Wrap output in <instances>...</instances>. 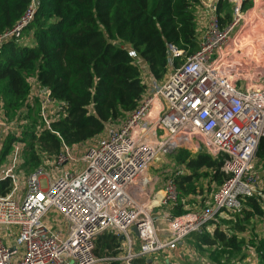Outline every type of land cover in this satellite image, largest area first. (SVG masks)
Listing matches in <instances>:
<instances>
[{
  "label": "built area",
  "instance_id": "built-area-1",
  "mask_svg": "<svg viewBox=\"0 0 264 264\" xmlns=\"http://www.w3.org/2000/svg\"><path fill=\"white\" fill-rule=\"evenodd\" d=\"M226 1L232 5L233 19L224 27L218 15L219 0L203 1L209 13L199 49L176 66L183 50L169 44V71L163 80L153 78L144 60L130 49L142 77L148 79L147 92L137 108L120 124L108 123L95 142L82 144L86 152L81 156L75 146L63 141L54 160V166L62 169L57 178L46 177L41 163L28 175L23 193L18 195L15 185L9 193L0 194V264L151 260L165 251H179L190 235L203 234V228L217 218L241 212L245 199L264 198L255 163L264 138V67L254 68L226 52L235 31L243 28L245 0ZM36 3L32 1L12 28L0 32V47L11 40L22 43ZM30 84L28 103L36 106L41 126L51 129L63 114L64 104L37 78ZM28 111L25 106L22 116L9 119L0 103V162L8 137L16 138L0 182L11 178L16 183L13 173L20 169L24 156L18 126L27 122ZM188 143L197 147V153L223 155L226 178L204 208L175 215L174 208L181 204L175 178L183 172L175 170L163 181L153 169L161 155L187 149ZM71 161L77 164L75 169L68 166ZM51 209L63 218L65 231L44 220ZM105 232L121 238V251L98 258L96 242Z\"/></svg>",
  "mask_w": 264,
  "mask_h": 264
},
{
  "label": "trees",
  "instance_id": "trees-1",
  "mask_svg": "<svg viewBox=\"0 0 264 264\" xmlns=\"http://www.w3.org/2000/svg\"><path fill=\"white\" fill-rule=\"evenodd\" d=\"M32 1L0 0V32L12 28ZM262 2L264 0H257V5ZM200 3L201 0H37L34 18L23 32L25 37H33L34 43L25 45L11 40L0 47V103L9 117L27 106L29 111L24 117L34 113L33 118L38 122L36 106L28 103L31 84L27 77L36 74L38 83L49 88L53 98L63 102L64 112L52 122L51 129H44L38 136L31 134L27 148V151L32 150L28 153L29 159L23 149L27 157L25 165L31 169L40 164L36 144L49 154H58L63 141L69 146L87 142L100 135L108 123L119 121L136 109L147 92V85L142 79L141 67L129 54L130 49L144 60L153 78L163 80L169 71V44L183 50V55L175 60L176 66L199 49ZM252 5L253 0H245L242 10ZM217 7L224 27L233 19L232 5L219 0ZM263 25L261 16H253L243 23L241 35H245V39L240 50L245 51L249 45L248 48L255 51L252 44L256 45V50L259 47L264 50ZM248 30L251 34L256 32L254 38L262 37L256 43L250 41L245 45ZM255 56L264 61L263 54L257 52ZM15 140L12 135L8 137L3 158L10 153ZM172 154L174 161L188 172L175 178L181 204L174 208V213L181 215L186 213L182 201L204 195L202 189H198L201 178L210 177L218 186L225 180L224 156L213 157L203 151L193 156L184 148ZM257 157L264 161V138ZM10 190V179L0 182V194ZM206 199L204 196L201 201ZM244 203L241 212L221 219L231 228L230 235L220 226L213 234L206 231L202 237L196 235L200 246L220 248L211 253L215 260L222 256L224 251L217 253L223 248L241 253L246 243L237 232L249 231V224L264 215L259 197H249ZM252 243L258 254L257 264H264V234H256ZM121 245L117 234L105 232L97 239L95 253L100 258L116 256ZM104 264L121 262L105 261ZM133 264L156 263L143 257L135 259Z\"/></svg>",
  "mask_w": 264,
  "mask_h": 264
},
{
  "label": "rangeland",
  "instance_id": "rangeland-1",
  "mask_svg": "<svg viewBox=\"0 0 264 264\" xmlns=\"http://www.w3.org/2000/svg\"><path fill=\"white\" fill-rule=\"evenodd\" d=\"M201 4V3H200ZM264 7V6H263ZM262 7V9H263ZM209 9V7H207ZM206 8V9H207ZM261 8V7H260ZM206 9L203 7L202 10L203 12H206ZM248 11V10H247ZM262 13H259L260 15H253V16H261L262 18H264V13L263 10H261ZM209 13V12H207ZM249 13H244L243 16L244 18L246 17V15ZM258 23V20H257ZM264 26V25H263ZM242 29V28H241ZM237 34H235V38L233 39V42H235L233 48H237L235 50V54L238 55V57H240L243 60H249L250 57H255V54L261 53L264 56V50L261 49L259 47L258 50H256V45L252 47L255 49V51H252V49H249V45L248 47L244 50H240V46H241V42L244 41L245 39V35H241V30L239 31V29L237 30ZM247 33H249L248 36H246V42L245 45L248 44V42H252V43H256L255 41L259 40L262 36L260 37H256L254 38V36H256V32H251L248 30ZM248 50H251V52H248ZM231 51V50H230ZM243 52H247V54H244ZM242 54V55H241ZM236 57V56H235ZM250 61V60H249ZM28 80L30 82L35 81L37 76L36 74H31L28 75ZM143 81L147 84L148 79L147 77L143 76L142 77ZM31 90V89H30ZM23 110V107H21L18 112L16 114H14L13 116L8 115L9 119H16L21 115ZM37 110V108H36ZM38 112V110H37ZM35 117L34 113L29 114V116L27 118V122H25L23 125H19L18 129L20 132V138L19 141H22L21 143L24 145V150L25 152L27 151V148L29 146V141L31 138V134H34L36 136H38L45 128H43L41 126L40 123V119L38 120V122L33 118ZM118 121L114 122L117 123ZM120 124L117 123V125ZM100 137L97 136L87 142H84L82 144H87L88 142L92 143L95 142L96 140H98V138ZM21 139V140H20ZM82 144L79 145H75V150L78 154V156L83 155L86 150L84 147H82ZM187 149L191 152V154L193 156L196 155V149L197 147L188 143L187 145ZM185 148V147H184ZM32 150H28L27 151V157L29 159L28 153H30ZM177 151V150H176ZM35 153L36 155L39 157L40 159V164L43 163V166H45L44 170V175L46 177H51L53 179L57 178L59 173H61L62 169L61 166H59L58 168H56L54 166V160H55V155L53 154H49L48 152L42 150V148L37 144L35 145ZM9 154V153H8ZM24 155V154H23ZM26 155L23 156V167L22 169H18L17 170V174H19L18 178L20 179L21 185H20V191H18V195L21 194V192H23L24 190V186L26 181H22L21 179H25L31 172L35 171L36 168H38L37 166L32 167L31 169L28 168L27 165H25L26 160H27ZM80 158V157H78ZM80 162V161H79ZM256 166L259 170L260 176H261V181H262V186L264 187V161L257 157L256 161ZM1 164H6V166H8L10 164L9 158L5 157L1 160L0 165ZM39 164V165H40ZM38 165V166H39ZM77 164H74V162H69L68 166L71 169H75ZM155 170V172H159V175L161 176V179L163 181H165L166 179H169L172 175H173V171H180L183 172V174L188 173L187 169L183 166L178 164L177 162L174 161V156L172 154V152L166 153L164 155L160 156V159L157 160V164H155V168L153 169ZM57 174H56V173ZM182 175V174H179ZM162 181V182H163ZM43 182H45V180H43ZM161 183H159L160 188H161ZM218 184L215 183L213 180L210 179V177L208 178H201V183L198 184V189L201 190L204 195L200 196V195H194L191 196L187 201H189V203H187V201L184 203V207H185V211L188 212L190 210L193 209H201L204 208L207 204V202L209 201L212 193H214V191L217 189ZM158 190V189H155ZM160 189L158 190L157 193H160ZM207 197L205 202H202L201 200L203 199V197ZM262 206L264 208V198L260 199ZM230 214H225L224 216H229ZM232 218V216H229ZM222 217L217 218L215 221H213V223L216 224V226H213V223L204 227L203 228V232H213L214 233V228L216 229L218 226H220V229L224 230L227 234H231V231L229 227H227L226 225H224L221 221ZM259 221H258V220ZM44 220L47 221L51 226L53 227H57L58 229H62L63 231H65L66 226L64 225L63 219L61 217V215L54 209H51L48 214L44 217ZM250 226V230H245L243 232H237V234L239 235V237L245 239V245H243L242 247V252H230V251H225V249H221L217 255L222 254V256H220L219 260H215L213 257H211V253L214 252L215 249H220L219 247H212V246H206L204 247L205 244H202L200 246V244L197 241L196 235L199 234L200 237H202L203 235H201V233H194L192 235H190L183 243L182 247L179 250V253H169L168 255H165L164 253H162V256H159L158 258H151V262H154L156 264H257L258 262V254H256L257 252L255 251V247L254 244L252 243L253 241H255V235L257 234L258 236L262 235L264 233V215L262 216H257L252 222L251 224H249ZM209 228H211V230H209ZM5 231H7V228L3 230V232L5 233ZM211 233V234H213ZM260 234V235H259ZM133 237H136L134 234H132ZM196 238V239H195ZM200 239V238H199ZM183 254V256H182ZM97 255V254H96ZM243 255V256H242ZM98 256V255H97ZM190 257H192L193 259H191ZM99 258V256H98ZM97 264H104L103 261L98 262Z\"/></svg>",
  "mask_w": 264,
  "mask_h": 264
},
{
  "label": "crops",
  "instance_id": "crops-1",
  "mask_svg": "<svg viewBox=\"0 0 264 264\" xmlns=\"http://www.w3.org/2000/svg\"><path fill=\"white\" fill-rule=\"evenodd\" d=\"M206 2H216L217 0H201V4L199 5V8H198V38H199V41H200V35H201V31H202V28L204 27V25L207 23V20H208V8H207V6L205 5V3ZM256 5H257V0H253V5L248 9V11L246 10L245 11V13H248V12H250L251 10H253V9H255V7H256ZM207 8L206 9V12H203V10H202V8ZM260 12H262L261 10H259V13ZM257 36H260V33H258L257 34ZM235 38V35H233V37H232V39L230 40V42L228 43V46H227V50H226V52L228 53V54H231L232 56H236V57H238L235 53V50L237 49V48H233V46H234V44H235V42H233V39ZM22 43L23 44H25V45H32L33 43H34V39H33V37H30V36H27V37H24V39H23V41H22ZM234 49V52H233V54L231 53V51ZM231 50V51H230ZM263 58H264V56H263ZM250 60V61H249ZM248 61L247 60H245V61H247L249 64H251V66L252 67H254V68H258V67H264V61H261V59H259V57H250V59H249ZM3 154V153H2ZM3 159V155H2V157H1V160ZM6 164H1L0 165V172L2 173V170H4V169H6ZM22 167H23V164L21 165V167H20V169H22ZM17 173V170L16 171H14V177H15V179H16V183H14V182H12V179L11 178H8V179H10V181H11V190L15 187V185L17 186V191H20V185H21V182H20V179L18 178V176H19V174H17L16 175V173ZM28 177V176H27ZM27 177L25 178V179H21L22 181H26V179H27ZM25 185H26V183H25ZM24 189H25V186H24ZM10 190V191H11ZM9 191V192H10ZM24 191V190H23ZM8 192V193H9ZM21 193H23V192H21ZM63 219V218H62ZM258 220V219H257ZM259 221V220H258ZM264 234V233H263ZM262 234V235H263ZM260 235V234H259ZM262 235H260V236H262ZM172 252H174V253H179V251H165V255H168L169 253H172ZM257 254V253H256ZM162 256V255H161ZM182 256H183V254H182ZM163 257V256H162Z\"/></svg>",
  "mask_w": 264,
  "mask_h": 264
},
{
  "label": "bare ground",
  "instance_id": "bare-ground-1",
  "mask_svg": "<svg viewBox=\"0 0 264 264\" xmlns=\"http://www.w3.org/2000/svg\"><path fill=\"white\" fill-rule=\"evenodd\" d=\"M264 2H262L261 4H259V5H257L256 7H255V9H253V10H251L250 12H248L249 14H247L246 15V17L244 18V21H243V23L246 21V20H248V19H250L251 17H253V15H260L259 14V10H263V13H264ZM261 7V8H260ZM262 7H263V9H262ZM260 13H262V12H260ZM243 25V24H242ZM237 30L235 31V34H237ZM233 52H234V49L231 51V53L233 54ZM238 56V55H237ZM238 58V57H237Z\"/></svg>",
  "mask_w": 264,
  "mask_h": 264
},
{
  "label": "water",
  "instance_id": "water-1",
  "mask_svg": "<svg viewBox=\"0 0 264 264\" xmlns=\"http://www.w3.org/2000/svg\"><path fill=\"white\" fill-rule=\"evenodd\" d=\"M133 230H134V232H135L136 234H138V230H137V228H133ZM122 239H123V237H122Z\"/></svg>",
  "mask_w": 264,
  "mask_h": 264
}]
</instances>
